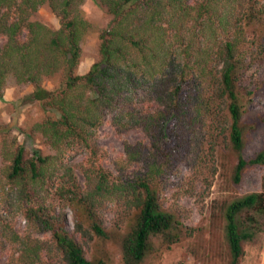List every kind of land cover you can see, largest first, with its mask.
Listing matches in <instances>:
<instances>
[{"label": "trees", "instance_id": "obj_1", "mask_svg": "<svg viewBox=\"0 0 264 264\" xmlns=\"http://www.w3.org/2000/svg\"><path fill=\"white\" fill-rule=\"evenodd\" d=\"M86 1L0 0V99L15 80L54 113L31 128L53 154L30 153L16 141L5 146L0 202L14 196L28 232L20 235L0 213L1 245L12 251L0 264H47L50 254L62 264H109L110 241L123 264H142L152 238L171 247L184 234L162 187L185 156L198 155L201 168L219 147L233 150L235 183L248 166L264 170V149L249 161L243 156L241 92L248 63L264 57V0H92L112 21L99 35L98 61L79 75L82 41L93 28ZM42 7L57 16L58 29L35 19ZM58 73L64 84L47 90L45 79ZM107 117L118 133L140 128L149 141L125 143L117 175L98 163L97 131ZM82 152L86 162H75ZM110 206L114 230L103 215ZM58 207L74 212L73 232ZM249 211L264 216V188L227 209L230 264H239L258 230L254 216L241 218Z\"/></svg>", "mask_w": 264, "mask_h": 264}, {"label": "rangeland", "instance_id": "obj_2", "mask_svg": "<svg viewBox=\"0 0 264 264\" xmlns=\"http://www.w3.org/2000/svg\"><path fill=\"white\" fill-rule=\"evenodd\" d=\"M83 10L93 28L82 41V57L77 71L79 75L87 74L98 61L99 35L110 27L112 21V17L92 0L84 3ZM35 19L54 29L60 27L57 16L46 7L39 10ZM251 57L252 51L247 56V63ZM64 82L65 76L58 73L46 78L44 87L52 91ZM32 92V86L18 85L15 80H11L4 97L0 99V171L7 165L4 159L5 146L9 147L14 141L30 153H54L42 139L31 133L35 124L54 114L46 111L42 103L30 100ZM241 92L245 95V113L242 117L245 126L243 156L249 161L264 149V57L248 63L242 78ZM139 141L149 145L140 128L120 134L107 117L97 131L98 163L117 175L115 165L118 159L124 157L125 143L135 144ZM187 156L178 163L177 170L166 177L162 187L165 207L178 209V218L184 225L182 239L168 247L161 238H152L153 250L142 264H230L231 255L226 237L227 209L236 200L263 191L264 170L259 166H248L241 181L234 182L238 157L231 149L219 147L214 161L208 165L202 163L201 168L195 166L199 164L198 155ZM74 158L75 162H86L87 154H74ZM78 175L84 184L83 175L80 172ZM13 197L7 195L5 201L0 202V213L9 218L15 231L25 235L28 232L27 223L19 203ZM56 213L65 215L66 227L73 232L76 223L74 212L69 208L58 207ZM115 213V206H110L103 213L106 227L110 230H114ZM246 216H254L258 221V230L252 240L243 244L244 254L239 264H264V216L249 211L241 218L245 220ZM33 236L48 240L51 234L36 233ZM2 241L0 238V261L4 263L12 251L9 246H2ZM105 250L111 256L109 264H123L121 249L115 242H107ZM45 261L47 264H62L55 254H50Z\"/></svg>", "mask_w": 264, "mask_h": 264}]
</instances>
